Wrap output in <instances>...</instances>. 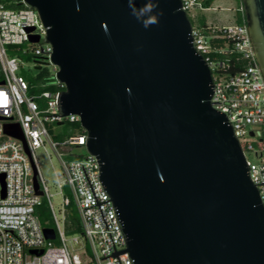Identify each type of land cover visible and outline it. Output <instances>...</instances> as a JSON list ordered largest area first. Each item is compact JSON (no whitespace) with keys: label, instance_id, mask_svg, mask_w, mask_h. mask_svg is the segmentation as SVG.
Masks as SVG:
<instances>
[{"label":"water","instance_id":"obj_1","mask_svg":"<svg viewBox=\"0 0 264 264\" xmlns=\"http://www.w3.org/2000/svg\"><path fill=\"white\" fill-rule=\"evenodd\" d=\"M23 2L52 47L58 111L78 115L98 160L122 252L134 264H264V203L231 123L212 104L211 70L181 0H151L158 22L148 28L129 0ZM148 2L132 0L137 10ZM242 4L264 76V0ZM4 131L24 141L18 124ZM33 184L41 195L35 171Z\"/></svg>","mask_w":264,"mask_h":264},{"label":"built area","instance_id":"obj_2","mask_svg":"<svg viewBox=\"0 0 264 264\" xmlns=\"http://www.w3.org/2000/svg\"><path fill=\"white\" fill-rule=\"evenodd\" d=\"M207 1L209 5L205 6ZM212 1L181 0L187 14L196 7L209 10ZM237 10L240 22L221 26L206 23L199 27L192 24L191 33L195 47L211 70L212 104L231 123L250 178L264 203V76L254 56L242 0ZM44 34L34 8L27 7L23 0H0V82L3 81L0 83V175L4 176L3 182L0 180V264H134L122 252L125 237L117 209L100 181L97 158L87 152L79 159L66 161L61 157L62 150L71 155L73 146L84 147L85 130L59 141L52 140L48 133L47 123L76 122L78 115L59 113L57 96L61 90L29 93L30 83L17 73L18 58L6 52V46H17L22 53L31 54L35 66L41 69L50 64L48 57L52 51L43 39ZM31 36H38L39 40L31 42ZM26 43L37 45L24 48ZM52 66L56 72V66ZM52 77L54 83L63 86ZM15 124L19 125L24 141L5 133L4 125ZM47 141L62 168L61 174H55L57 184L60 189L67 186L72 195V198L62 196L60 218L35 155V150L45 148ZM248 153L254 160L247 158ZM34 171L41 195L49 203L54 239L45 238L44 227L35 215L41 195L34 189ZM71 202L81 234L67 238L65 219Z\"/></svg>","mask_w":264,"mask_h":264},{"label":"rangeland","instance_id":"obj_3","mask_svg":"<svg viewBox=\"0 0 264 264\" xmlns=\"http://www.w3.org/2000/svg\"><path fill=\"white\" fill-rule=\"evenodd\" d=\"M240 3V0H213L209 10H200L198 7L192 8L188 11L190 16V20L195 27H199L202 24L211 23L216 24L218 26L227 25L235 22H240V12L237 10V7ZM37 44H29L26 43L23 45L24 48L34 47ZM6 52L10 56H16L18 58L19 69L17 71L18 74L22 75L26 81L30 84V80L34 78L37 73L41 69H45L47 71L48 77L54 75L53 66L51 64L42 66L41 69H36L35 64L33 62V57L29 53H22L17 46H6ZM47 77V76H46ZM54 82V81H53ZM35 84V89L33 91L30 89L29 93L34 92L38 93L42 90L43 87L49 86L51 80L48 78H41ZM42 105L43 103L40 102ZM48 133L52 140H63L66 136L81 132L79 129L75 130H68L64 123L63 124H56V123H47L46 124ZM65 151L62 150V159L64 160H72V159H79L80 157L85 156L86 150L85 148L73 146L71 148L70 154L68 155L64 153ZM35 155L38 159L40 171L42 176L48 186L49 193L51 194V202L54 206L55 212L57 213L58 217H61V199L62 196L72 198L71 192L67 186H64L62 189L59 188L57 184V179L55 174H61L62 168L60 164V160L55 152L50 147L48 141L46 147H40L35 150ZM247 158L250 160H254L252 154L248 153ZM61 191V192H60ZM40 199L44 202L47 210V214L50 220L53 223L52 215L49 208V203L47 197L45 195H41ZM67 238H70L71 235L67 234ZM58 240L56 239L54 243L56 244ZM74 246H77L76 244Z\"/></svg>","mask_w":264,"mask_h":264},{"label":"trees","instance_id":"obj_4","mask_svg":"<svg viewBox=\"0 0 264 264\" xmlns=\"http://www.w3.org/2000/svg\"><path fill=\"white\" fill-rule=\"evenodd\" d=\"M209 5V1L205 2V6ZM241 19V18H240ZM192 23V22H191ZM204 25V24H202ZM232 62V60H229ZM235 68L231 69L230 72H233ZM47 76V77H46ZM48 78L51 80V83L49 86H45L42 88V90H49V91H56V90H62L63 86H59L58 84L53 82V77H48L47 71L45 69H41L37 75L30 80L32 84L31 85V90L35 89V84L37 81H39L41 78ZM2 79L1 73H0V80ZM65 127L70 131V130H75L79 129L80 131H83V128L80 126L79 121L76 122H64ZM35 215L40 223V225L44 228H53L54 225L52 221L50 220L46 206L44 202H40L39 205L35 207ZM65 232L69 235H75V234H81V226L79 222V218L77 216L76 210L74 208L73 202L70 203L67 214H66V219H65Z\"/></svg>","mask_w":264,"mask_h":264},{"label":"clouds","instance_id":"obj_5","mask_svg":"<svg viewBox=\"0 0 264 264\" xmlns=\"http://www.w3.org/2000/svg\"><path fill=\"white\" fill-rule=\"evenodd\" d=\"M129 7L132 9V14L138 20H140L143 17H147V18H144L142 20L143 26L145 28H148L150 25L156 24L158 22L157 21V16L156 15H152V13L156 9V7H158V5L152 3L151 0H149V2L146 3L140 10H137L133 6L132 0H129ZM159 15H163V13L160 12Z\"/></svg>","mask_w":264,"mask_h":264}]
</instances>
